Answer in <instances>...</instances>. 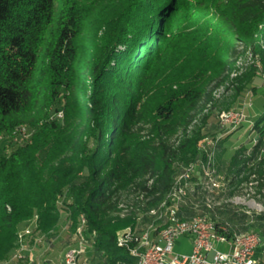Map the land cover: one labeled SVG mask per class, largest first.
I'll return each instance as SVG.
<instances>
[{"label": "trees", "instance_id": "trees-1", "mask_svg": "<svg viewBox=\"0 0 264 264\" xmlns=\"http://www.w3.org/2000/svg\"><path fill=\"white\" fill-rule=\"evenodd\" d=\"M236 42L264 73V0H0V263L33 218L47 234L63 216L74 232L83 215L100 264H136L118 244L132 224L111 216L118 194L133 187L155 205L201 156L210 133L191 123L207 87L236 63ZM255 76L252 67L236 78V93ZM21 126L32 135L14 143ZM250 134L220 171L261 193L264 111ZM211 215L228 237H264L262 212L223 204Z\"/></svg>", "mask_w": 264, "mask_h": 264}, {"label": "built area", "instance_id": "built-area-1", "mask_svg": "<svg viewBox=\"0 0 264 264\" xmlns=\"http://www.w3.org/2000/svg\"><path fill=\"white\" fill-rule=\"evenodd\" d=\"M246 120L243 110L232 109L221 114L219 126L222 129L230 126L235 130ZM16 135L17 140L21 139L23 142L31 137L26 126L19 127ZM208 144L211 146L214 141ZM205 146L206 143L201 144L204 154L193 163L180 168L171 188L159 203L149 205L151 198H146L141 192L136 193L146 209L140 215V227L135 225L125 230L118 239L119 246L129 251L136 264H264V259L257 257L259 249L264 245L261 233L235 232L228 237L218 232L211 215L217 205L214 202V193L226 184L227 177L216 167L214 148L206 150ZM197 169H200L201 176L196 181L194 177ZM136 209L141 208L137 206ZM123 211L127 212L128 208ZM37 226L38 219L35 217L19 232L16 253L2 264H10L13 260L26 257L24 252H29V249L25 239ZM85 226L86 218L81 215L77 231L79 235L82 236ZM221 229L229 232L226 227ZM44 238V235L39 236L38 241ZM182 238H190V253H175V244ZM83 244L82 241L81 247L69 249L63 264H92L84 257ZM218 245L222 248H218Z\"/></svg>", "mask_w": 264, "mask_h": 264}, {"label": "rangeland", "instance_id": "rangeland-1", "mask_svg": "<svg viewBox=\"0 0 264 264\" xmlns=\"http://www.w3.org/2000/svg\"><path fill=\"white\" fill-rule=\"evenodd\" d=\"M164 27L166 30L167 23H164ZM236 43L237 54L232 59V61H235L236 63L234 64V66H227L226 71L222 74V76H220L217 80L212 82L211 85L207 87L205 92L206 94L203 95L200 100V105L203 107V111L200 114L194 116L191 123L192 126L190 127L191 130L196 127H202L203 130H205L206 128L209 131L210 134L200 140L199 148L202 151L201 144L203 143H206V150L209 148H214V160L219 171L223 170L229 164L230 158L236 148H238L242 144H248L252 137L250 131L253 125V120L257 115L264 111V73L261 69V64L257 59H254V57H252L250 49H248L249 51H244L241 45L242 43ZM252 67L256 68V76L249 83H247L243 92L237 94L235 91L236 78L242 76ZM77 96L79 99V104H81L83 96L81 85H78L77 87ZM232 109L243 110L247 116V120L243 124L238 126L235 130H233L230 126H225L223 129L220 128V126L218 127L217 122H219L221 114ZM59 115L62 116V113ZM205 116H210V119L207 126L203 127V118ZM27 131L29 133V136H31L33 131L29 127H27ZM212 140L214 141V144L209 146L208 142ZM13 142H18L19 144L23 143L21 139L17 140V135H14ZM195 173L196 177H194V180L197 181L201 176L200 169H197ZM132 188L133 187H129L125 190L120 191V193L118 194L120 201L119 209L116 213L111 214L112 218H114L115 220H130L132 222V224H129L127 227L122 229V231L128 230L135 225H138V227H140V215L143 214L146 210L144 208L145 206L141 205L142 200L137 198V194L133 193ZM214 199V202H217L216 206L227 204V206H229L230 208H234V210L238 211L240 214L248 213L256 215L257 213H264V190L261 193H258L255 185L251 184L250 181L238 185L237 182L231 183V179L229 181L227 180L226 184L214 193ZM67 201L68 198L65 197L63 201H61V203L63 204ZM151 204L152 203H149V205ZM121 205H123V207ZM137 206H139L141 209H136ZM131 207H133V209H131ZM124 208H128V211H123ZM67 221L69 222V220L65 218V216H63V219L54 230L47 234L44 233L48 237L54 236V238H57V240L50 246V250L53 251V255L48 257V264H62L64 261V253L66 254V252L68 251L67 250L63 253V249L65 247L64 242L65 240H67V237L66 239H64V234L65 232L68 233L69 230ZM79 226L80 218L78 220L76 230L72 232L73 236L71 239V248L81 247L83 241L84 250H88L87 247L93 245L95 236L90 234L87 235L86 228H83L82 236L79 235L77 232ZM36 231L37 229L35 228L30 236L36 234ZM188 239L190 238H182L181 240L177 241V243L175 244V253L191 252L192 245L188 243ZM44 240H42L43 242L39 241L42 243H37V247H34V249H36L34 251L35 256L33 254L31 255V257H24L18 260L24 264H34V262H36L37 260L33 263L32 261L33 259L35 260V258L38 256V253L41 255L43 251H45L44 249L40 250L38 247L43 244L46 245V247L44 248H47L48 246V243ZM58 240H60V242ZM31 245L32 244H30V247ZM26 247L28 248L27 245ZM218 248L222 247L218 245ZM261 248H264V245ZM17 249L18 248H16L12 252L10 257L6 261L11 259L12 255L16 253ZM24 254L27 255V251H25ZM91 260L89 259L88 261H90L92 264H100L101 258L99 256V253L94 252L92 254ZM13 262L14 260L11 261L10 264H12Z\"/></svg>", "mask_w": 264, "mask_h": 264}, {"label": "crops", "instance_id": "crops-1", "mask_svg": "<svg viewBox=\"0 0 264 264\" xmlns=\"http://www.w3.org/2000/svg\"><path fill=\"white\" fill-rule=\"evenodd\" d=\"M68 222V221H67ZM68 227H69V230H68V233L67 232H65V234H64V239H66V237H67V240H65V242H64V245H65V247H64V249H63V253L64 252H66L67 250H69L71 247H72V242H71V239H72V236H73V234H72V232H71V230H70V223L68 222ZM37 229V228H36ZM45 236V240L44 241H46L47 243H48V246H47V248H44V247H46V245H41V246H39L38 248L41 250V249H44L45 251H43V253L40 255L39 253H38V256L35 258V260L33 259V261H32V263L34 262V261H36V262H34V264H48L47 262L49 261L48 260V257L49 256H51V255H53V251L52 250H50L51 248H50V246L57 240V238H54V236H50V237H48L46 234H40V233H37V234H34V235H32V236H29V237H26V239H25V244L28 246V249H29V252H27V255H26V257H29V255H33L34 254V251L36 250V249H34V247H37L36 246V244L37 243H42V242H39L38 240H39V236ZM70 238V239H69ZM59 242H60V240H58ZM188 241V243H190L191 245H192V243H191V240L190 239H188L187 240ZM30 244H32L31 245V247H30ZM88 248V250L87 249H85V251H84V257L86 258V259H90L91 260V258H92V254L95 252L94 251V248L92 247V246H90V247H87ZM38 249V250H39ZM33 252V253H32ZM31 253V254H30ZM34 256H35V254H34ZM64 256H65V253H64ZM43 260V262H42V260ZM41 260V261H40ZM92 261V260H91ZM102 261V258H101V260H100V262ZM42 262V263H41ZM12 264H24V263H21L19 260H14V262L12 263ZM63 264V263H62Z\"/></svg>", "mask_w": 264, "mask_h": 264}]
</instances>
